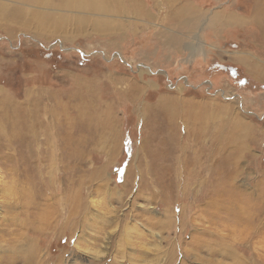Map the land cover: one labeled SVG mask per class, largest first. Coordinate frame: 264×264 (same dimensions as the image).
<instances>
[{"label":"rangeland","instance_id":"obj_1","mask_svg":"<svg viewBox=\"0 0 264 264\" xmlns=\"http://www.w3.org/2000/svg\"><path fill=\"white\" fill-rule=\"evenodd\" d=\"M89 3L0 0V264H264V80L214 50L170 71Z\"/></svg>","mask_w":264,"mask_h":264},{"label":"crops","instance_id":"obj_2","mask_svg":"<svg viewBox=\"0 0 264 264\" xmlns=\"http://www.w3.org/2000/svg\"><path fill=\"white\" fill-rule=\"evenodd\" d=\"M87 1L92 5L80 8L114 10L116 19H125L126 45L146 50L147 57L153 55L170 71L180 65L187 72L210 66L214 50L220 56L230 52L239 66L264 80V0H247L245 10L242 0H108L106 6ZM101 28L115 36L120 24Z\"/></svg>","mask_w":264,"mask_h":264},{"label":"bare ground","instance_id":"obj_3","mask_svg":"<svg viewBox=\"0 0 264 264\" xmlns=\"http://www.w3.org/2000/svg\"><path fill=\"white\" fill-rule=\"evenodd\" d=\"M112 1V0H111ZM106 2V1H105ZM107 3V2H106ZM108 4V3H107ZM106 4V5H107ZM105 5V6H106ZM104 6V5H103ZM101 9V8H100ZM103 27V26H102ZM103 29V28H102ZM105 30V29H104ZM132 88L133 89H131V90H133V91H135V86H132ZM130 92L131 91H128V95H130ZM3 93V92H2ZM130 97H131V95H130ZM170 100V99H169ZM169 100L167 101V99H163V100H161L160 102H162V105H165V107L164 106H162V108L166 111V113H170V111H171V109L170 110H168L167 109V107L168 106H171L170 108H172L174 105H171L170 104V102H169ZM174 101H176V100H174ZM174 101H173V103H174ZM31 102V101H30ZM5 103V102H4ZM34 103V102H33ZM33 103H29V101H25L24 103H21V104H18V103H15V104H13V105H15L16 106V104H18L15 108H17V109H19L20 110V112L22 113L21 115L23 116H21L22 118H20V119H17L18 120V122H19V125H20V127L22 128L21 130H23L24 131V133L27 135V137H26V135H24L23 136V138H24V140H26V141H28L27 143L28 144H30V145H27V148L28 149H26L27 150V152H29L30 153V155L32 156V154L33 155H36V157H37V155L40 153V152H44V151H47V149H48V140H49V137H48V135H47V125H46V123H45V120L44 121H40L39 123H37L36 122V120L34 119V115H35V109L37 108L36 107V105H33V109H34V111H33V109H32V104ZM169 103V104H168ZM178 103H180V102H178ZM35 104V103H34ZM184 104L185 103H182V106H184ZM19 105H21L20 107H19ZM177 105V104H176ZM6 106V105H5ZM37 106H38V104H37ZM41 108V107H40ZM9 110V109H8ZM40 110H42V109H40ZM44 110V109H43ZM42 110V111H43ZM190 111H192V113H194L193 112V110H189V112ZM195 111V110H194ZM7 112V111H6ZM10 112V111H9ZM15 113V112H14ZM190 114H191V112H190ZM196 114V113H195ZM40 115V114H39ZM20 116V115H19ZM164 116H166L165 114H164ZM12 117V116H11ZM10 117V118H11ZM191 117L193 118V119H197L194 115H191ZM13 121V120H12ZM15 121V120H14ZM17 122V123H18ZM15 123V122H14ZM41 125V126H40ZM17 126H18V124H17ZM42 129H44V131H42ZM15 130V129H14ZM18 130V129H17ZM40 130L42 131V132H40ZM47 132V133H46ZM29 134V135H28ZM26 138V139H25ZM22 141H23V139H22ZM25 142V141H24ZM23 142V143H24ZM50 144V143H49ZM40 156V155H39ZM42 156V155H41ZM44 156V155H43ZM44 157H46V156H44ZM43 158V157H42ZM38 158H36V160H37ZM41 161V160H40ZM30 162H33V160L32 161H30ZM42 163V162H41ZM39 175V174H38ZM29 176V175H28ZM22 198V197H21ZM31 204L29 203V201L26 203V205H25V209L27 210V216H28V220H29V229L31 230V228H32V225H33V222L37 219H42L40 216H39V214L38 213H35V212H33L31 209H30V206ZM41 206V205H40ZM48 209V208H47ZM46 211V210H45ZM42 212V211H41ZM44 212V211H43ZM38 214V215H37ZM43 214V213H42ZM46 214V213H45ZM25 215V214H24ZM30 215L32 216V219L30 218ZM44 218V217H43ZM25 220V219H24ZM18 221V220H17ZM46 221H48V220H46ZM41 222V221H40ZM21 223V222H20ZM37 223V222H36ZM45 223V222H44ZM40 223H38V225H39ZM44 225V224H43ZM25 228V227H24ZM43 228V227H42ZM35 229V228H34ZM33 231V230H32ZM38 232V231H37ZM13 238V237H12ZM29 240V239H28ZM30 241V240H29ZM27 244V243H26ZM31 244V243H30ZM29 248V247H28ZM28 252V251H27ZM27 255V254H26ZM25 255V256H26ZM111 264V263H110Z\"/></svg>","mask_w":264,"mask_h":264}]
</instances>
